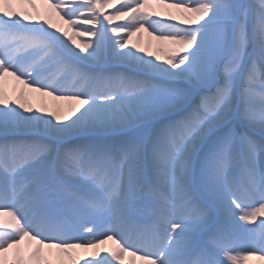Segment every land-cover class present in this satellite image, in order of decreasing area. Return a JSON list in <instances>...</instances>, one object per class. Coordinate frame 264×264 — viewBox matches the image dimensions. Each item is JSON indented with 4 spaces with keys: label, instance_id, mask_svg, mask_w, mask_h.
Instances as JSON below:
<instances>
[{
    "label": "snow or ice",
    "instance_id": "6c2138e0",
    "mask_svg": "<svg viewBox=\"0 0 264 264\" xmlns=\"http://www.w3.org/2000/svg\"><path fill=\"white\" fill-rule=\"evenodd\" d=\"M81 261L264 264V0H0V264Z\"/></svg>",
    "mask_w": 264,
    "mask_h": 264
},
{
    "label": "bare ground",
    "instance_id": "6f19581e",
    "mask_svg": "<svg viewBox=\"0 0 264 264\" xmlns=\"http://www.w3.org/2000/svg\"><path fill=\"white\" fill-rule=\"evenodd\" d=\"M109 11H113V10L110 9ZM185 26H187V25H185ZM149 39L150 38L147 36V34H143V38L141 40V43L142 44H146ZM133 40L134 41L137 40V37H134ZM154 44H155V42H153V45ZM28 97L32 101L34 107H40L42 105H46L49 108H52L54 105H56L58 103H63V102L54 101V100L51 99V97H40L38 93L29 92L28 93ZM64 106L66 107V105H64ZM107 246H110V245H107ZM101 255L102 256L106 255V253H101ZM81 264H84V261H81ZM137 264H138V262H137ZM250 264H253V262H250Z\"/></svg>",
    "mask_w": 264,
    "mask_h": 264
}]
</instances>
